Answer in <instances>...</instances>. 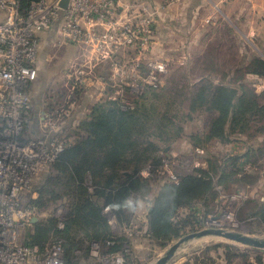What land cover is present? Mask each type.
Wrapping results in <instances>:
<instances>
[{
  "label": "rangeland",
  "instance_id": "rangeland-1",
  "mask_svg": "<svg viewBox=\"0 0 264 264\" xmlns=\"http://www.w3.org/2000/svg\"><path fill=\"white\" fill-rule=\"evenodd\" d=\"M0 15V22H2L4 16L1 11ZM252 18L250 19L247 15L241 17L240 20H236V22L233 17H229L225 21L210 25L211 27L208 26L205 36L192 37L190 39L192 51L189 55H177V57L171 58L168 64V72L163 76V82L159 87L154 88L146 85L141 88L143 98L130 95L128 97H131L132 103H134V108H131V111L135 113L140 112V114L145 115L146 109L141 105L150 106L146 110L151 113V116L147 122L149 131L144 134L145 144L143 147L152 143L162 146L163 149L158 153L161 157L159 165L162 166L167 162L169 168L178 178L183 177L184 174L192 173L194 169L208 170L209 163L206 162L207 158L215 157L218 165L223 167L224 163L231 157L235 155L241 157L246 150L250 152L252 159L242 158L235 165H233L234 163L231 160L226 163L228 167L227 174L219 182V187L216 188L215 199L211 203L209 201L208 203H203L206 209L211 206V209L205 212L204 222L210 220L214 224L215 221H223V225L215 224L211 227L224 228L234 232H241L242 227L245 226V228H248V234L264 238V223L260 222L252 214L256 211L259 204H264V156H260L257 150L264 145V119H261L257 113L252 117L250 116L251 120L247 124L246 132L231 134L228 141H218L217 139L208 141L205 134L211 132V120L213 118L218 119L223 114L211 109L214 104L210 100L200 99L202 91L206 90V88H208V93L215 90L220 93L222 86L238 84V79H242L240 84L245 85L246 90L254 91L258 96V98L252 99L254 102L251 104V110L264 106V78L247 73L249 62L253 57L264 59V17L258 14ZM61 61L62 57L54 58L49 67L54 81L62 78L61 72H59L61 70L59 67ZM46 75L47 73L44 72L39 74L38 80L33 87L32 102L33 107L37 111L42 106V91L45 88L46 81L44 78ZM53 80H51V83ZM64 82L65 80L63 83L61 82L62 85H59L63 89H65L64 86L66 85ZM236 89L238 90H236L235 103L241 111L244 104L239 102L238 97L241 96L247 99L251 98V95L248 91L242 95L243 92L238 87ZM146 98L147 100L144 101ZM213 98H216V95ZM138 103H141L140 106ZM41 114V112L33 114V127L31 128L30 126L27 129L26 138L39 136L38 125L40 118L43 116ZM71 116L73 115H70L68 119L66 118V121H69ZM209 121L211 122L208 123ZM229 122H225L223 128L229 127ZM238 126V128L241 127V125ZM35 127L37 128L35 129ZM161 132H165L171 139L168 141L162 140L158 136ZM147 137L151 138L146 141ZM159 165L145 166L139 173L141 177H148L147 170L155 169V186L147 193V196L151 198L155 197L159 187L165 181H170L166 176L158 172ZM231 173H234L233 176L228 177ZM58 176L59 173L55 164L36 183L44 193L38 191L41 206L38 209L37 224L33 227L34 229L31 233L41 239L40 242L42 243H47L56 236L55 223L58 222L57 211L60 207L65 209L64 219L66 215L67 218H70L71 207L67 204L68 201H66L65 197H61L62 187L58 185ZM90 187L93 188L92 186ZM194 204H196V207L181 208L180 218L171 220L170 226L174 230L176 229V233L170 234L169 240L162 246L149 241L143 235L145 227H142V224L136 228L133 227V230H130L132 231L129 233L130 236L127 231L125 234L128 237L129 244L127 243V246L123 249L125 251H122L124 257L121 264L152 263L161 257L169 246L186 235L195 232L192 230L193 225L197 221L195 215L203 214L202 212L205 209L200 212L201 199L196 200ZM142 206L144 208L147 207L145 203ZM145 211L147 210L145 209ZM230 212L234 214V219L239 226L231 224L225 218L222 219L223 216L228 215L227 213ZM189 216H192L189 218L190 220L185 218ZM136 233H139V235L136 236ZM80 237L83 238V235L81 234ZM144 238L148 245L143 244L144 247L142 246L139 249L135 247V244L131 245V239H138L139 242H142ZM85 241H88V239L85 238ZM94 243L92 241L88 251L82 248L78 249V253H74L71 257L70 263L110 264L113 261L109 260L112 254H109L106 249L102 248L100 258L91 254V246ZM217 244L235 245L242 249L241 252L249 254L248 259H237L241 264L250 259L254 261V264H257V257L264 260V249L242 245L216 236H207L188 241L181 246L179 251L189 254L193 246Z\"/></svg>",
  "mask_w": 264,
  "mask_h": 264
},
{
  "label": "built area",
  "instance_id": "built-area-1",
  "mask_svg": "<svg viewBox=\"0 0 264 264\" xmlns=\"http://www.w3.org/2000/svg\"><path fill=\"white\" fill-rule=\"evenodd\" d=\"M61 1L36 0L22 6L21 0H0L4 16L0 22V264H66L61 239L42 249L26 245L25 238L38 215V208L31 204L36 197L34 184L64 151V129L70 123L66 118L72 115L80 86L88 80L91 71L90 66L68 69L64 99L42 113L41 135L26 139L25 133L33 122L29 87L38 77L40 34L59 23L62 44L89 48L91 66L128 50L132 56L130 62L137 67V55L152 50L158 25L159 9L140 2L67 0V6L62 7ZM168 64L167 60L156 58L147 61L143 73L128 69V95H140L146 85L159 87L168 72ZM118 70L125 75L123 69ZM121 106L134 108L131 97L123 100ZM150 172L147 170L148 175ZM158 172L171 182H179L167 162ZM104 214L112 234L120 233L113 212L105 207ZM227 214L222 219L235 220L232 212ZM57 217L58 227L62 229L64 207L58 209ZM222 223L213 224L209 220L203 228ZM91 254L100 258L99 243L92 245ZM123 257V252L111 255L110 264H121Z\"/></svg>",
  "mask_w": 264,
  "mask_h": 264
},
{
  "label": "trees",
  "instance_id": "trees-1",
  "mask_svg": "<svg viewBox=\"0 0 264 264\" xmlns=\"http://www.w3.org/2000/svg\"><path fill=\"white\" fill-rule=\"evenodd\" d=\"M32 1L36 0H21V4L28 6ZM247 73L264 78V59L253 57L249 62ZM238 80V84L222 86L223 89L220 88L222 90L219 91L220 93L217 90L212 91V94L208 93V88L201 93L200 99L210 100L214 104L211 109L223 114L218 119L213 118L212 122H208H211L212 128L210 133L205 134L208 141L214 139L228 141L231 134L246 132L248 122L257 113L261 119H264V106L251 110V104L254 102L252 99L258 98L257 94L254 91L246 90L245 85L240 84L242 79ZM237 87L243 92H241L242 95L246 91L251 95V98L247 99L238 97L239 102L244 104L241 111L235 103ZM59 94L62 101L66 92L60 90ZM215 95L216 98H213ZM108 102L104 106L96 107L91 117L80 121L73 120V128L70 131L69 124L65 127L66 147L48 169L49 171L53 165H57L58 185L62 187L61 197L64 196L68 201L67 204L71 207L70 218L68 217V219L66 215L62 229L58 227V222L55 223L56 236L47 243L40 242L41 239L32 235L31 232L34 228L26 233V245L38 246L42 249L61 239L66 264H71V257L74 253H78V249L82 248L88 251L92 241L99 243L101 252L102 248L112 255L125 251L123 249L127 246L128 237L124 230L134 226L135 213L142 202L147 206L146 223H143L142 227H145L144 235L151 242L164 245L169 240L170 234L176 233V229L174 230L170 226L171 220L180 218L181 208L196 207L194 202L199 199H201L200 212L203 209L205 211L202 212L203 214L195 215L197 221L192 230L202 229L205 226V212L211 209V206L206 209L203 203H208V201L211 203L215 199L216 188L219 187V182L227 174L226 163L231 160L235 165L242 158L252 159L248 150L241 157L236 155L231 157L223 167L218 165L215 157L207 158L208 170L194 169L192 173L179 177L177 183L165 181L159 187L155 197H148L147 193L155 186V169H151L148 177H141L139 173L145 166L159 165L161 157L158 153L163 149L162 146L155 143L143 147L145 144L144 134L149 131L147 122L151 116V113L146 110L150 106L141 105L146 109L145 115H143L140 112L135 113L131 109H124L121 104L115 101ZM138 104L140 106L141 103ZM227 121H230V125L225 129L223 125ZM238 125L241 127L238 128ZM39 130L40 124L38 125ZM40 135L41 130L39 131ZM158 136L164 141L171 139L165 132H161ZM150 138L147 137L146 141ZM257 150L260 156H264V145ZM233 174L231 173L228 177H232ZM36 183L33 187L36 197L31 201V204L39 209L41 204L38 191L44 192ZM105 207L113 212L117 224L122 230L118 235L114 236L111 232L104 214ZM252 214L264 223V204H259ZM190 217L192 216L185 218L189 219ZM36 224L37 222L33 227ZM81 234L83 238L80 237ZM85 238L89 242L85 241ZM241 250L239 247L229 244L210 245L205 248L204 256L215 251L220 253L226 262L235 261V264H241L237 260L238 258H249V254H245ZM203 263H207V260L204 259ZM244 264L253 263L246 260ZM257 264H264V260L257 257Z\"/></svg>",
  "mask_w": 264,
  "mask_h": 264
},
{
  "label": "crops",
  "instance_id": "crops-1",
  "mask_svg": "<svg viewBox=\"0 0 264 264\" xmlns=\"http://www.w3.org/2000/svg\"><path fill=\"white\" fill-rule=\"evenodd\" d=\"M127 1L140 2L159 9L158 25L154 33V42L151 46L152 50L145 55L139 56L140 60L137 55V67L134 65L133 61L130 62L132 56L128 50L121 51L119 54L117 53V55L110 60L94 63V65L91 66L90 64L93 63L90 62L91 51L89 48L72 44H62L60 25L59 23L56 24L50 31L40 34L37 59L38 76L44 72L47 73V78H44L46 82L45 88L42 91V106L39 111L33 107V114L50 110L54 104L61 101L59 92L64 89L59 85H62L63 81L67 79L66 75L69 68L76 65L77 67L83 66L85 68L90 66V76L88 80L83 83V86H80V93L73 105V116H71L68 126L70 131L73 128V120L77 119V121H80L86 117H91L96 107L99 105L104 106L109 103L108 101H115L121 104L123 100H127L128 69H130V71H137V69H139V71L143 73L146 68V63L150 59H163L170 63L171 58H175L177 55H189L192 51L190 39L192 37L205 36L208 26L225 21L226 18L233 17L236 21L247 15L250 19L258 14L264 17V0ZM254 30L256 31V29ZM58 57H62V61L59 64L61 69L59 72H61L62 78L54 81L53 74H50L49 67L53 59ZM118 69H123L122 71L125 72V75H121ZM37 80L38 77L29 87V93L32 98L34 94L33 87ZM51 80H53L52 83ZM137 97H143V93ZM142 204L144 203L142 202L140 204L141 206H138V210L135 213L136 220L133 226L135 228L145 221L146 207L144 208ZM133 227L126 228L125 232L129 230L127 232L129 235ZM136 234V236L139 235V233ZM131 242V245L135 244L137 249L142 248L143 244L148 245L145 238L142 240L143 243L139 242L138 239H131ZM206 247V245H200L198 247L193 246L189 254L178 251L169 264H235V261L226 262L224 257L215 251H211L207 256H204ZM204 259L207 260V263H203ZM249 262L254 264V261L251 259Z\"/></svg>",
  "mask_w": 264,
  "mask_h": 264
},
{
  "label": "water",
  "instance_id": "water-1",
  "mask_svg": "<svg viewBox=\"0 0 264 264\" xmlns=\"http://www.w3.org/2000/svg\"><path fill=\"white\" fill-rule=\"evenodd\" d=\"M61 6L66 7L67 0H62ZM37 220V217H35L33 219V222H36ZM207 236L221 237L242 245L251 246L257 249H264V238L248 234V228H245V226L242 227L241 232L229 231L224 228L205 227L199 231L192 232L179 239L176 243L169 246V248L163 253L161 257L149 264H169L184 243L191 240L201 239Z\"/></svg>",
  "mask_w": 264,
  "mask_h": 264
},
{
  "label": "bare ground",
  "instance_id": "bare-ground-1",
  "mask_svg": "<svg viewBox=\"0 0 264 264\" xmlns=\"http://www.w3.org/2000/svg\"><path fill=\"white\" fill-rule=\"evenodd\" d=\"M226 220L229 221L231 224H234V225L239 226V225H238V222L235 221V220H233V218L228 217V218H226Z\"/></svg>",
  "mask_w": 264,
  "mask_h": 264
}]
</instances>
